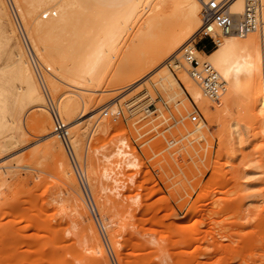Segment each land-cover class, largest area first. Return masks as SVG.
<instances>
[{
	"label": "rangeland",
	"instance_id": "obj_1",
	"mask_svg": "<svg viewBox=\"0 0 264 264\" xmlns=\"http://www.w3.org/2000/svg\"><path fill=\"white\" fill-rule=\"evenodd\" d=\"M5 2L15 25L10 3ZM14 2L18 11L19 5L25 10L27 22L20 15L32 41L36 32L56 56L79 55L94 26L87 18L93 6L63 8L72 13L73 21L66 22L64 16L60 22V8L45 13L60 0ZM171 11L168 5L165 13ZM0 40L3 68L12 49L3 34ZM132 47L127 37L123 52L105 68V81L93 89L102 93L84 94L86 112L81 108L68 121L62 119L73 125L68 127L70 140L84 183L61 140L50 134L49 123L54 131L55 127L36 71L47 112L33 108L34 101L24 110L14 100L3 104L0 143L9 146L0 152V264H264V132L252 103L238 96L208 114L187 91L178 96L150 82L145 85L148 78L131 86V79L113 81L120 71L130 72L129 63L141 59V51L133 53ZM25 58L19 63L29 65ZM124 59L128 61L123 63ZM168 69L178 76L173 64ZM42 71L49 97L59 110V99L68 89L61 83L54 93L51 74L43 66ZM24 96L21 91L20 97ZM114 102L115 110L122 111L117 121L102 115L105 109L113 112L107 107ZM149 105L155 113L146 119L143 109ZM195 107L201 114L198 123L168 127L169 134L162 136L152 131L171 117L195 113ZM90 112L99 114L90 119ZM39 113L45 116L43 125L36 121ZM199 123L202 131L192 132ZM105 124L106 130L99 131ZM19 126L26 133L16 132ZM56 139L54 158L46 146ZM170 140L176 146L170 147ZM121 141L138 159L137 169L120 166L117 159L106 162V155H112ZM104 168L112 171L110 180L102 179Z\"/></svg>",
	"mask_w": 264,
	"mask_h": 264
},
{
	"label": "bare ground",
	"instance_id": "obj_2",
	"mask_svg": "<svg viewBox=\"0 0 264 264\" xmlns=\"http://www.w3.org/2000/svg\"><path fill=\"white\" fill-rule=\"evenodd\" d=\"M11 1L18 11L14 0ZM15 1L19 5V0ZM88 4L93 6L94 12L87 15V18L93 22L94 26L87 33V39L83 48L75 58L71 55L66 57L56 56L41 43L38 34L36 32L33 34L32 30H30L29 33L33 34L32 41L30 39L32 36H28V31H26L22 20L23 17L24 21L27 22L25 10L19 5L20 11L18 13L21 25L28 38L30 37L29 40L31 45H33L32 47L40 66L42 65L51 74L48 78L54 93L59 92L58 85L61 83L66 85L68 89V92L65 93L64 91V95L59 99V103L61 102L60 113L58 106L49 97L56 105L60 118L64 119L65 122L68 121V117L76 114L81 108H83L82 113L86 112L84 110V94L102 93V90L94 91L93 89L105 81V68L123 52L124 41L129 37L133 44L132 52L138 53L141 51L142 57L139 61L136 59V62L133 64L127 63L131 66L129 68L132 71L128 70L130 72H124L125 74H122L120 71L112 78L114 79L113 81L121 82L131 79L132 84L129 85L131 86L148 78L147 81H144L145 83L142 81L145 85L150 82L154 88L160 86L163 89H170L178 96L183 95L187 91L191 98L200 104L208 114L214 113L222 106H227L230 99L241 96L252 103L253 109L256 111L255 117L261 124V129L264 132V29L263 31L257 30L251 32L244 37L236 34L223 35L218 32L217 45L214 50L212 49L213 51L207 53L196 49V56L200 64H211L218 72L220 80L223 83L220 101L211 104L205 100V97L207 100L210 99L206 95L204 88L191 76V66L189 63L184 60L182 62L181 60L183 48L187 45H195L198 42V34L203 26L202 4L198 0H76L74 2L60 0L56 6L45 13L51 15L54 12V8H60L58 17L56 16L57 19L61 22V19L63 20L65 16L66 22H70L73 21V18H71L72 13L70 11L64 13L63 8H84ZM168 5L172 6V11L165 13ZM246 7L247 0H233L231 2L230 12L238 22L245 14ZM20 12L22 13V17ZM16 28L12 34L21 38L19 36L20 29L17 25ZM22 46L17 58L18 60H23L26 56L25 59H28L30 64H21L22 75L20 82L23 86L20 90L25 93L24 97L26 99L37 103L33 108L47 112L42 104L43 96L40 93V87L37 85L38 81L35 76V70H33L31 61L27 58V55L24 56V53L27 54V52L24 46ZM126 59H124L123 63L128 61ZM172 59L174 60L171 62ZM172 64L177 70L178 76L173 75L168 69V66H172ZM41 80L43 84L40 82V85L42 86V90L44 89L47 99L49 94L46 82L43 78ZM107 108L112 109V114L119 111L115 110V102ZM47 110H49V106ZM145 111L147 112V107L143 109V114L147 119ZM27 114L29 113L25 114V120ZM98 114L90 112L87 116L90 115V119H93ZM153 114V111L148 112V117ZM44 120L45 116L39 113L36 119L37 123L43 125ZM8 122L12 127L16 124L11 120ZM65 125L70 128L73 127L69 122ZM4 126L5 124H0V134ZM49 126L52 130L50 134L53 137L57 136L51 123H49ZM202 128L203 123H199L192 132H201ZM232 128L238 135L239 130L237 129V125L233 124ZM103 129L106 130V124L98 127L99 131ZM19 130L23 131V134L24 132L26 133L24 127L19 126L16 132ZM78 136L80 137L79 134ZM167 143L170 147L176 146V141L174 140H170ZM7 145L5 141L0 143L1 154L2 151L7 150ZM126 146V142L121 141L119 146H115V149L112 148L114 153L111 152L112 155L104 156L106 162L111 163L117 159L118 165H124L129 170L137 169L139 167L138 159L134 154L126 151ZM58 147L59 141L56 139L50 141L46 149H48L49 155L55 158ZM99 152L100 150L98 151L97 149V153ZM63 166L64 164L59 161V167ZM112 175L113 173L109 168H104L101 177L103 180H110ZM89 179H93V177H89ZM3 186H5V183H3ZM102 192H106L105 189L102 188ZM196 214H198V211Z\"/></svg>",
	"mask_w": 264,
	"mask_h": 264
},
{
	"label": "built area",
	"instance_id": "obj_3",
	"mask_svg": "<svg viewBox=\"0 0 264 264\" xmlns=\"http://www.w3.org/2000/svg\"><path fill=\"white\" fill-rule=\"evenodd\" d=\"M10 3L11 12L16 20V25L20 29V37L22 43L26 49L28 57L34 67L36 74L42 83L43 71L38 62L36 53L31 45V42L23 29L19 13L16 10L11 0ZM202 4V19L203 26L198 34V42L195 45H187L182 50V59L189 63L191 66V76L204 88V91L208 98L216 102L222 95L223 83L220 80L218 72L214 69L211 64L205 63L200 64L197 56L196 49L203 48L207 50L209 47L215 48L217 43V35L220 32L223 35L236 34L240 37H244L254 31H263L264 29V0H247L246 12L238 22L235 16L230 12V4L233 0H198ZM207 42L203 46V44ZM43 84V83H42ZM48 106L53 119L55 133L63 143V146L68 154L69 159L75 166L81 181L84 183L85 175L81 170L80 165L74 155V151L70 141L69 128L63 123L59 116L56 105L51 101L48 96ZM196 108V107H195ZM151 111V105L147 107L146 117L148 118V112ZM155 113V112H153ZM103 117H111L113 121H117L122 117V111L119 110L117 113L112 114L108 109H105L102 113ZM201 114L196 108L195 113H187L184 117H171L168 122L160 123L156 131V135L162 136L163 133L169 134L167 131L168 127L171 130L183 126V123L196 124L199 122ZM162 125H165L162 129Z\"/></svg>",
	"mask_w": 264,
	"mask_h": 264
},
{
	"label": "crops",
	"instance_id": "obj_4",
	"mask_svg": "<svg viewBox=\"0 0 264 264\" xmlns=\"http://www.w3.org/2000/svg\"><path fill=\"white\" fill-rule=\"evenodd\" d=\"M6 6L5 0H0V35L3 34L6 41L11 45V57L9 60V64L3 68H0V87L2 91L0 93V124H5L2 121L1 113H5V109H3L7 103V99L10 101L14 100L19 103L21 109L24 110L26 105H29V100L20 97L21 90L20 88L23 84L20 82V77L22 75L21 64L19 63L17 55L19 54V39H16V36L12 34L13 30H16V26L14 25L12 15L10 14L8 8ZM0 50L2 41L0 40ZM21 44V43H20ZM22 46V45H21ZM7 76H10L7 78ZM16 85V86H15ZM16 87V91H13V88ZM8 97V98H7ZM3 104L5 106H3Z\"/></svg>",
	"mask_w": 264,
	"mask_h": 264
}]
</instances>
